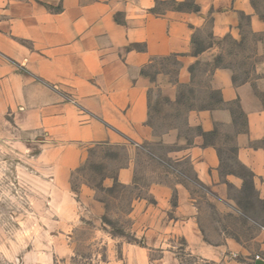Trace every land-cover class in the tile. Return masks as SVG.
<instances>
[{
	"label": "crops",
	"instance_id": "0c3cea01",
	"mask_svg": "<svg viewBox=\"0 0 264 264\" xmlns=\"http://www.w3.org/2000/svg\"><path fill=\"white\" fill-rule=\"evenodd\" d=\"M185 1L0 0V153L19 157L18 174L46 198L59 227L75 228L80 206L102 219L96 190L108 192L116 183L138 189L142 148L170 147L164 157L179 168L168 171L147 155L156 178L130 204L133 240L104 241L102 264H181L178 243L199 262L264 264L262 235L253 240L255 251L230 237L204 239L192 189L222 199L227 183L243 186V177L221 173L219 148L231 134L236 163L264 197V17L251 0H190L192 8L156 10ZM206 27L203 42L198 35ZM247 34L250 73L240 78L225 42L245 50ZM165 58L174 61L172 79L144 73ZM200 66L202 87L194 82ZM156 84L168 102L193 106L160 135L150 124L148 92ZM102 145L121 147L125 164L95 188L81 184L73 191L87 148Z\"/></svg>",
	"mask_w": 264,
	"mask_h": 264
},
{
	"label": "rangeland",
	"instance_id": "374dc122",
	"mask_svg": "<svg viewBox=\"0 0 264 264\" xmlns=\"http://www.w3.org/2000/svg\"><path fill=\"white\" fill-rule=\"evenodd\" d=\"M251 1L256 11L264 17V0ZM175 8H192V5L190 0L183 4L167 2L156 10ZM245 23V18H242V29L246 34ZM207 35L208 27L198 36L206 42ZM247 37L249 40L245 50H238L230 41L225 42L228 52L237 56H232L229 61L239 71L240 78L247 77L250 73L252 57L249 50L252 45L248 34ZM173 62L172 58L155 60L145 68L144 73L153 79L156 73L161 72L167 75V79H172ZM205 69L200 66L194 74V82L200 83V87L206 79L203 74ZM148 97L150 124L155 134L160 135L180 123L178 119L188 106L184 104L178 107L168 102L157 84L151 87ZM175 109H178L177 113ZM226 137L228 141L222 140L219 148L223 161L222 176L230 173L243 177L244 185L237 188L227 183L222 199L215 198L212 192L208 196L201 186H192L195 191V204L199 210L198 222L205 240L217 243L230 237L243 247L255 251L257 245L253 240L261 235L264 237V197L254 191V187L253 190L248 188L249 178L244 175L232 153L234 147L230 141L231 134ZM169 149L170 147L142 148L146 157L153 154L165 162H169L164 157L165 151ZM0 155V264H102L108 255L104 241L107 243L110 238H121L126 242L133 240L127 218L130 204L133 199L143 195L145 186L156 178L152 173L155 166L144 155L141 156L136 171L140 187L136 190L116 188L110 192L96 190L95 199L104 203L103 218L86 215L84 206H80L76 214L78 223L69 232L59 227L58 215L49 211L46 198L36 197L35 192L31 191V181L25 175L18 174L16 163L19 157L12 151H3ZM125 162L126 155L121 147H88L84 168L73 175L71 189L77 191L81 184L95 188L101 175H115ZM170 165L168 171H179L178 166ZM98 169L100 174L97 173ZM183 170L185 175L192 176L187 167ZM217 205L221 207L220 211ZM179 245L178 243L177 252L180 253L181 264H210L186 256L183 251H179L182 249ZM152 256H157V253Z\"/></svg>",
	"mask_w": 264,
	"mask_h": 264
},
{
	"label": "trees",
	"instance_id": "16d2710c",
	"mask_svg": "<svg viewBox=\"0 0 264 264\" xmlns=\"http://www.w3.org/2000/svg\"><path fill=\"white\" fill-rule=\"evenodd\" d=\"M165 59H167V58H165ZM164 59V60H165ZM217 102V101H216ZM180 103H181V100H180ZM183 103V102H182ZM182 105H184V104H182ZM186 106H188V107H186V109H191L193 106H190V105H186ZM232 153H235V149H233L232 150ZM150 157H153L152 155H149ZM153 159L158 163V164H160V165H162V166H164V167H166V168H171V165H170V163L169 162H165V161H163V160H161V159H158V158H155V157H153ZM242 170H243V172H244V175H246L248 178H249V183H247L248 184V188H250L251 190H253V182H252V175H251V173L250 172H248L247 170H245L244 168H242ZM97 173H99L100 174V170L98 169V171H97ZM104 176L105 175H101L100 176V179H99V182L97 183V185L96 186H98L99 185V183H100V181L104 178ZM243 183H244V178H243ZM244 185V184H243ZM246 185V184H245ZM116 188H124V187H122V186H120V185H118L117 183L114 185V187L111 189V190H108V192H110V191H112L113 189H116ZM204 189V188H203Z\"/></svg>",
	"mask_w": 264,
	"mask_h": 264
}]
</instances>
